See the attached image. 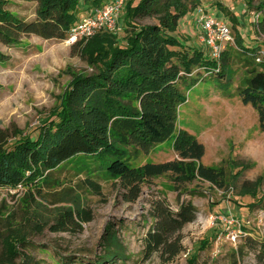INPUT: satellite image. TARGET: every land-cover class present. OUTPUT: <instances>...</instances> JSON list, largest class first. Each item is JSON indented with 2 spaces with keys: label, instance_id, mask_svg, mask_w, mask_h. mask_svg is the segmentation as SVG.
<instances>
[{
  "label": "rangeland",
  "instance_id": "obj_1",
  "mask_svg": "<svg viewBox=\"0 0 264 264\" xmlns=\"http://www.w3.org/2000/svg\"><path fill=\"white\" fill-rule=\"evenodd\" d=\"M199 6L229 26L232 42L221 56L220 62L224 57L226 66L221 81L217 77H193L192 83L182 87L186 102L178 108L176 130L188 132L203 145L200 164L223 169L227 187L217 189L197 180L179 184L168 174L147 181L139 198L126 202L125 190L110 181L96 179L101 195H94L85 181L80 158H75L54 171L50 186L39 193L28 194L22 187L0 189V257L2 240L10 235L17 252L13 264H94L114 250V245L107 242L108 236L114 234L123 257L112 263L103 260V264H186L188 254L209 236L211 228L220 225L223 232L197 253V264H229L231 254L238 251L242 252L240 264H256L243 244L247 236L264 239V132L259 129L256 111L244 105L237 94L247 70L255 63L237 49L235 38L237 34L243 46H257L264 51V37L254 35L252 15L242 0H201ZM6 8L27 22L35 19L34 2L9 0ZM230 14L239 20L238 26H232ZM195 18V10L188 12L175 36L207 58L208 49L199 40ZM155 22L148 18L138 21L140 25ZM119 26L113 32L120 36L123 29L119 30ZM71 45L34 35L20 36L13 44L0 42V52L5 56L0 63V129L16 128L35 136L37 128L60 105L72 74L90 72L79 49ZM174 138L175 132L133 165L176 160ZM156 200H163L172 212L188 201L197 210L194 221L170 238L169 243L180 249L173 257L166 248L154 250L148 245V232L153 225L149 211ZM73 201L91 212V221L65 233H54L48 228L40 231L53 224L59 210L72 207ZM224 218L241 224L236 238L239 228L230 225L227 229Z\"/></svg>",
  "mask_w": 264,
  "mask_h": 264
},
{
  "label": "trees",
  "instance_id": "obj_2",
  "mask_svg": "<svg viewBox=\"0 0 264 264\" xmlns=\"http://www.w3.org/2000/svg\"><path fill=\"white\" fill-rule=\"evenodd\" d=\"M8 1L0 0V42L5 44H13L27 35L64 41L68 30L90 10L111 0H21L36 3L35 19L30 22L10 12L6 8ZM200 1L126 0L118 20L122 35L101 31L86 41L72 44L79 49V56L90 72L72 74L60 105L37 128L35 136L16 128L0 129V189L22 187L28 194L39 193L50 186L54 171L75 158H80L87 176L85 181L94 195H101L96 179L110 181L125 190L126 202L137 200L147 181L168 174L179 184L197 180L217 189L226 188L228 179L223 169L200 164L203 145L188 132L176 130L178 108L186 102L182 87L195 77H217L221 81L226 67L224 57L217 69L201 51L188 48L175 36L180 21L200 7ZM242 1L252 15L254 35L264 37V0ZM146 18L156 22L138 23ZM228 18L233 27L238 26L239 20L234 15ZM235 39L237 49L255 63L247 70L237 94L244 105L256 111L259 129L264 132V61L256 62L264 51L257 46H243L237 34ZM4 60L0 52V63ZM174 132L176 160L133 165ZM30 200L34 201L33 196ZM149 213L153 225L148 232V245L154 250L166 248L167 253L176 256L180 249L169 240L194 221L196 208L188 201L172 212L163 200H156L151 203ZM91 219V212L73 201L72 207L59 210L53 224L40 231L48 228L54 233H65L80 229L81 224ZM219 226L211 228L209 236L188 254L186 264H197V253L223 232ZM107 242L114 245V250L94 264H103V260L112 263L123 257L122 246L114 234L108 236ZM15 245L10 235L2 240L0 264L14 263ZM243 248L253 254L256 264H264V239L247 236ZM241 253L231 254L229 264H240Z\"/></svg>",
  "mask_w": 264,
  "mask_h": 264
},
{
  "label": "built area",
  "instance_id": "obj_3",
  "mask_svg": "<svg viewBox=\"0 0 264 264\" xmlns=\"http://www.w3.org/2000/svg\"><path fill=\"white\" fill-rule=\"evenodd\" d=\"M125 1L111 0L101 8L90 10L68 30L64 42L74 44L80 40L86 41L101 31H115ZM195 17V22L200 32L199 40L208 49L209 57L207 58L213 61L218 69L226 46L232 42L230 28L221 19L212 14L205 13V10L201 7L195 10ZM262 61H264V52H260V55L256 58V62L261 63ZM223 221L227 229L230 228V225H235L239 228L238 234H234L236 238L240 234L241 224L237 220H229V218H224Z\"/></svg>",
  "mask_w": 264,
  "mask_h": 264
}]
</instances>
